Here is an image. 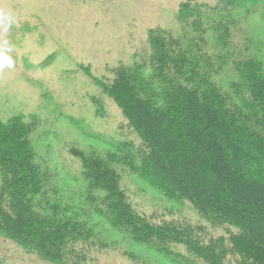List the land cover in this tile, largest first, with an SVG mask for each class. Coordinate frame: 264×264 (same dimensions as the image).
<instances>
[{
	"label": "trees",
	"instance_id": "1",
	"mask_svg": "<svg viewBox=\"0 0 264 264\" xmlns=\"http://www.w3.org/2000/svg\"><path fill=\"white\" fill-rule=\"evenodd\" d=\"M251 13L264 19V0H183L178 34L148 33V73L134 63L109 81L93 78L140 142L105 153L71 148L84 197L111 227L165 257L184 259L183 248L204 264H264V52L250 53L245 33L234 41L237 18ZM34 128L21 116L0 119V235L48 264H77L93 233L52 186ZM117 164L188 201L209 226L136 211ZM210 226L235 231L216 236Z\"/></svg>",
	"mask_w": 264,
	"mask_h": 264
},
{
	"label": "rangeland",
	"instance_id": "2",
	"mask_svg": "<svg viewBox=\"0 0 264 264\" xmlns=\"http://www.w3.org/2000/svg\"><path fill=\"white\" fill-rule=\"evenodd\" d=\"M181 1L0 0V51L12 59L11 67L0 68V119L21 116L34 122L31 141L49 169L52 186L87 219L95 244L75 260L77 264H204L183 248L179 249L184 259L165 257L111 227L84 197L80 161L71 151L77 147L114 152L125 142L138 146L136 132L93 78L109 81L119 65L134 63L148 73L152 67L148 33L164 29L178 34ZM237 25L234 41H242L245 33L249 52H264L260 14H241ZM117 168L121 186L139 213L209 226L188 201L171 200L125 164ZM228 230L235 231L210 226L216 236ZM0 264L48 263L0 235Z\"/></svg>",
	"mask_w": 264,
	"mask_h": 264
},
{
	"label": "clouds",
	"instance_id": "3",
	"mask_svg": "<svg viewBox=\"0 0 264 264\" xmlns=\"http://www.w3.org/2000/svg\"><path fill=\"white\" fill-rule=\"evenodd\" d=\"M7 42H5L6 44ZM7 52H11L12 49L10 47H8L6 49ZM0 68H2L5 64H7V66L11 67L12 66V59L10 56H8L7 54H5V51H0Z\"/></svg>",
	"mask_w": 264,
	"mask_h": 264
}]
</instances>
